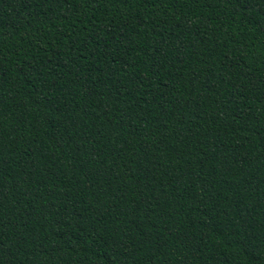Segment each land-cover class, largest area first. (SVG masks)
Wrapping results in <instances>:
<instances>
[{
  "label": "trees",
  "instance_id": "16d2710c",
  "mask_svg": "<svg viewBox=\"0 0 264 264\" xmlns=\"http://www.w3.org/2000/svg\"><path fill=\"white\" fill-rule=\"evenodd\" d=\"M0 264H264V0H0Z\"/></svg>",
  "mask_w": 264,
  "mask_h": 264
}]
</instances>
